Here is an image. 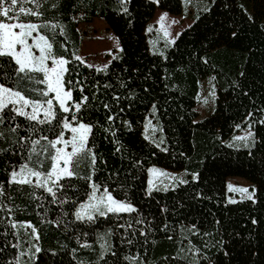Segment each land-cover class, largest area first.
<instances>
[{
	"label": "trees",
	"instance_id": "trees-1",
	"mask_svg": "<svg viewBox=\"0 0 264 264\" xmlns=\"http://www.w3.org/2000/svg\"><path fill=\"white\" fill-rule=\"evenodd\" d=\"M157 9L179 15L183 1L47 0L39 19L24 18L63 29V35L61 28L41 33L55 55L70 62L67 103H81L77 120L92 132L90 152L73 165V177L54 187V200L34 183H11L10 174L25 163L48 171L47 141L36 145L41 155L31 153L32 141L56 138L57 121L40 125L8 109L0 114V264H21V222L37 235L29 264H264V0H212L171 42L152 51L147 28ZM95 17L119 44L103 67L75 58L78 24ZM15 67L0 58V84L41 99L32 89L44 86L17 83ZM207 77L216 85L214 110L197 120V96ZM61 115L71 120V113ZM149 115L161 130L160 145L144 135ZM247 126L252 144L232 146L233 135ZM150 166L183 170L186 179L149 191ZM230 176L246 179L253 199L230 203ZM92 184L134 211L77 220Z\"/></svg>",
	"mask_w": 264,
	"mask_h": 264
},
{
	"label": "snow or ice",
	"instance_id": "snow-or-ice-1",
	"mask_svg": "<svg viewBox=\"0 0 264 264\" xmlns=\"http://www.w3.org/2000/svg\"><path fill=\"white\" fill-rule=\"evenodd\" d=\"M46 2L47 0H0V58H10L14 62L17 83L28 81L44 86L40 89H32V91L38 92L41 97V99L34 100L26 97L15 87L0 84V114L8 109L15 115L23 116L40 125H51L57 121L60 131L55 139L49 140L48 137L41 136L32 141L31 153L34 155H41L37 152L36 145H39L41 140L47 141L42 153L50 162L48 171L37 170L30 167L29 163H25L20 166L19 171H12L10 181L21 185H33L32 178L34 177V186L44 188L55 200L54 187L57 189L62 187L59 184L60 180L73 177L75 175L72 170L73 165L78 162L79 157L90 152L87 147V140L92 132V127L77 120L76 113L80 111L81 103L68 106L67 102L71 98V90H65V85L71 82L65 81V75L69 71L67 64L70 62L62 56H56L53 51V42L41 33V29L55 33V30L61 26L51 22L34 23L24 19L27 17L39 19L43 15L40 8ZM25 5H33L34 7H25ZM55 6L53 4V7ZM164 19L165 17L161 16V22ZM59 34H64L62 28ZM30 40L31 43H29ZM75 58L81 60L79 56ZM81 63H83L82 60ZM98 71H103V69H98ZM83 100L86 101L87 97H84ZM27 109H31V111ZM62 113H71V120L67 116L61 115ZM109 119L111 120L112 117ZM2 121L3 116L0 115V122ZM15 130L13 129V131ZM66 131L71 133L68 139H65ZM237 139L245 138L237 137ZM58 145L60 146L58 147ZM69 148L70 151H68ZM28 159L31 161V155ZM91 159L94 164L95 156L92 155ZM38 164L42 167L44 161L40 160ZM156 171V169H149V172ZM50 184L51 186H49ZM149 185V191H151V180ZM91 187L92 192L88 197V203H82L75 213L77 220L86 218L91 221L94 219L93 213L104 216L107 213L134 211L130 205L115 200L107 190L104 191L103 195L97 196L99 187L95 184H92ZM228 190L239 192L244 199L249 200L253 199L255 195L254 191L249 192L247 188L234 187L231 184L228 185ZM2 194L0 191V195ZM235 202V200H230V203Z\"/></svg>",
	"mask_w": 264,
	"mask_h": 264
},
{
	"label": "rangeland",
	"instance_id": "rangeland-1",
	"mask_svg": "<svg viewBox=\"0 0 264 264\" xmlns=\"http://www.w3.org/2000/svg\"><path fill=\"white\" fill-rule=\"evenodd\" d=\"M182 1L183 11L179 15L170 14L160 9H157L155 11L156 13L147 28V30L149 31V46L152 51H160L162 47L167 42H171L183 28L191 24L194 16L197 14L198 11L206 8L212 2V0ZM161 16L165 17L162 22L160 20ZM152 30H155L157 33H152ZM78 31L81 37V44L77 56H79L83 62L89 65L103 67L110 60V57L113 56V54L119 50V44L116 37L110 30L107 29V26L102 18L95 17L90 22H80L78 24ZM29 43H31V40L29 41ZM215 97L216 85L214 79L213 77H207L201 82L200 90L197 96L195 106L197 112V120H202L214 110ZM27 110L31 111V109ZM143 130L144 135L150 141L158 145L161 144L163 138L162 133L153 116H147L144 122ZM249 133H251V135H249ZM70 136V132L68 134H65V139L70 138ZM237 137H244L245 139H237ZM252 141V130L250 127L247 126L245 128H240L233 135L229 143L235 147H247L252 144ZM59 146L60 145H58V147ZM70 150L71 149L69 148L68 151ZM21 165L16 167V169L14 170L19 171ZM149 169H156L157 171L149 172ZM149 169L147 177L148 189L150 188V180L152 181L151 189H164L168 187H173L178 182L184 181L186 179V172L183 170H170L158 166H150ZM32 179L35 183V178L33 177ZM226 183L227 199L229 201L244 199L241 193L230 192L228 190V185L230 184L234 187L247 188L249 189V192H252L251 184L242 177L230 176L227 178ZM49 186H51V184ZM104 191L105 190L99 189V191L97 192V196L103 195ZM117 201L123 202L131 206V204L127 202L121 200ZM82 203H88V198ZM82 203L79 204L77 210L79 209ZM17 227L21 231V233L24 234V243L22 242L20 247V263L29 264L37 249V235L35 229L27 222H21L17 224Z\"/></svg>",
	"mask_w": 264,
	"mask_h": 264
}]
</instances>
